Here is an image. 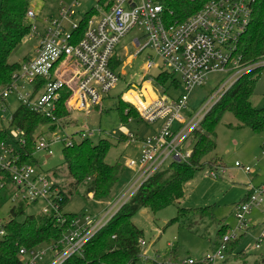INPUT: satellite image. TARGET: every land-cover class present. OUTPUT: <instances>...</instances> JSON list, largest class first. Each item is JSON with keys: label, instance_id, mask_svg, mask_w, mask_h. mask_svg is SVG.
I'll return each instance as SVG.
<instances>
[{"label": "built area", "instance_id": "built-area-1", "mask_svg": "<svg viewBox=\"0 0 264 264\" xmlns=\"http://www.w3.org/2000/svg\"><path fill=\"white\" fill-rule=\"evenodd\" d=\"M255 1L209 0L194 14L175 22L167 19L168 15L159 0H97L95 6L74 21L76 11L73 8L79 5L75 1L71 6H61L57 16L43 17L41 30L31 20L37 13L32 8L28 10L31 32L36 34L39 41L35 56L22 61L10 83L0 89L1 125L2 112L10 108L7 100L12 96L21 105L55 119L63 89L70 91L65 104L71 111L89 114L120 81L121 73L113 64L115 60L120 61V68L124 62L116 53V48L121 38L133 29L141 32L140 37L133 41L137 47L133 57L151 49L160 57L161 63L157 65L149 57L144 69L157 67L160 71L176 74L186 92L178 98L156 95L148 102L141 88L144 82L152 81V78L143 80L139 88L138 84H129L127 92L134 91L145 105L139 108L125 99L127 92L123 96L125 101L149 124L161 121L148 138L129 136L131 141L140 144V157L129 160L126 165L136 169L139 177L116 197L101 216L82 214L74 217L70 228L56 244L47 245L46 249L41 245L21 248L20 256L24 264H41L49 249L56 255L46 264H63L72 256L82 257L89 239L131 200L140 186L171 163L190 160L193 147H187V142L200 127L204 116L243 73L264 67V56L247 65L241 63V57L236 53L239 39L248 28ZM168 14L171 15L172 11ZM217 71L230 74L229 78L189 118L192 114L188 104L191 93L206 83L210 73ZM1 125L0 132H5L7 137L5 140L0 138V172L3 174L0 175V189L6 188L7 176L11 182L9 199L12 203L21 201L28 206L39 205L40 212L55 215L63 221V211L56 200V197H60L58 186L49 180L47 174L38 171L35 165L21 162L19 149L25 143L22 132L12 129L10 123L8 128ZM49 131L47 128L36 135V152L47 150V156L51 154L50 142L46 138ZM92 135L93 132H82V136ZM64 140H71V136ZM235 165L241 166L238 162ZM244 170L248 172L249 168ZM211 174L216 177L217 173L212 171ZM261 204H264V183L249 185L247 200L236 207L238 229L245 225V217L251 208ZM3 234L1 228L0 235ZM237 238L234 232L226 233L218 246L203 259L187 257L176 262L168 259L159 264H227L230 259L228 244ZM263 238L264 234L256 240V248ZM140 245L141 253L145 256L144 239L140 240Z\"/></svg>", "mask_w": 264, "mask_h": 264}, {"label": "rangeland", "instance_id": "rangeland-1", "mask_svg": "<svg viewBox=\"0 0 264 264\" xmlns=\"http://www.w3.org/2000/svg\"><path fill=\"white\" fill-rule=\"evenodd\" d=\"M75 1H78L79 5L73 8L76 11L74 21H78L97 4V0H32L31 8L37 16L31 20L41 30L43 17L57 16L61 6H71ZM140 33L139 30L133 29L118 43L116 53L120 55L124 63L118 69L121 74L116 88L104 98L100 105L94 106L89 114L72 111L69 115L71 122L73 121L72 124L46 133V138L50 142L49 156H47V150H40L34 155L36 169L47 174L49 180L62 187L67 194L68 201L64 206V211L67 213L101 216L116 197L127 189L137 176L139 177L136 169H130L126 165L129 160H138L140 157V144L137 141H131L129 136L134 135L139 139L148 138L161 123L157 120L149 124L141 116L131 117L124 123L117 107L119 99H123L130 88V83L138 84L137 88H139L144 79L150 80L160 72V68L157 67L144 69L149 57L154 59L155 64L161 63L160 57L156 56L151 49L133 57L137 49L133 41L136 37H140ZM38 41L36 34L31 32L13 50L9 62L21 63L27 58H33ZM229 75L222 71L212 72L208 75L205 84L193 90L188 101L190 112H192L189 118L204 105L218 86L229 78ZM252 77L256 79V85L250 99L251 104L253 107L264 109V67L255 70ZM141 89L148 102L155 98L156 95L152 92L148 81L143 83ZM185 92L183 86L170 90L173 97H178ZM126 94L124 98H127ZM131 102L139 108L145 105L132 90ZM7 103L10 108L2 112L3 123L0 124L5 128L9 127L12 115L21 105L20 101L13 96L7 100ZM212 104L213 101L210 105ZM46 129V126L41 127L37 134ZM80 131L93 132V135L88 137L93 143H97L100 139H109L112 146L106 155V162L119 163L123 167L120 180L114 185L108 197L93 199V195L88 194L89 185L76 184L69 175L63 156L64 142L62 140L76 132L75 138L80 139L78 135ZM215 131L216 147L204 157L203 168L196 171L194 178L184 185V197L157 211L148 207L141 208L133 216V223L144 233L143 249L146 252L145 256L143 252L141 253L136 264H159L168 260V254L174 248L179 259L187 257L203 259L212 249L219 222L226 223L229 233L234 232L238 238L240 237L236 250L244 251L243 255H237L234 250L227 264H264V238L259 247H255L256 240L264 234V204L251 208L245 217V225L240 229L237 228L238 222L235 217L236 207L248 194L249 185L258 186L264 182V129L254 132L248 127L240 126L234 114L225 111ZM57 138L60 140H56ZM187 147H193V139L187 142ZM236 162L241 166H236ZM247 167L248 172L244 170ZM212 171L217 173L216 177L212 176ZM13 206L14 203L9 198L0 204V229L9 221ZM205 206H211L214 219H209L211 216L207 214L205 217L192 218L184 225L170 223L177 216L179 208ZM39 211V205H29L25 212L30 214ZM41 247L46 249L48 246L42 244ZM55 255V252L49 249L41 264L51 261Z\"/></svg>", "mask_w": 264, "mask_h": 264}, {"label": "trees", "instance_id": "trees-1", "mask_svg": "<svg viewBox=\"0 0 264 264\" xmlns=\"http://www.w3.org/2000/svg\"><path fill=\"white\" fill-rule=\"evenodd\" d=\"M32 0H1L0 5V89L7 86L12 75L21 63H10L9 57L13 50L31 34V21L27 12L31 8ZM209 0H159L171 22L182 21L197 12ZM172 11L169 15L168 12ZM241 63L253 64L264 56V0H256L252 5L250 22L247 30L241 35L237 51ZM120 61H114V68L118 70ZM258 69H251L243 73L234 85L226 91L220 100L210 109L201 121L200 129L193 133V152L187 162H174L156 172L147 180L129 202L124 204L110 221L100 229L84 247L83 256H72L63 264H136L141 257L140 240L144 233L132 221L141 208L148 207L153 211L160 210L184 197V185L194 178L196 171L203 168L204 157L216 147V125L225 111H230L240 122L254 132L264 129V109L253 107L251 97L254 93L256 79L252 73ZM146 80V79H144ZM152 86L159 95H168L172 98L170 90L178 89L182 82L176 74L166 70L160 71L152 77ZM70 91L63 89L59 101V108L55 119L40 112L33 111L25 105H20L12 115L10 127L22 132L25 143L19 149L22 163H35L36 135L41 127L51 131L65 128L72 124V112L65 102ZM127 100L131 101V91L127 92ZM117 104V103H116ZM118 110L122 122L131 117H140L139 113L126 101L119 99ZM199 127V128H200ZM80 139L71 135V140H64L63 156L69 175L76 184L89 185V196L93 199L108 197L120 180L123 167L119 163L109 164L106 155L112 146L109 139H100L93 143L88 137ZM6 133L0 132V138L6 139ZM2 173L0 172V175ZM3 175V174H2ZM7 186L0 189V204L10 197V179L5 176ZM71 184V183H70ZM55 186H58L55 184ZM60 197L56 200L62 209V219L48 213L26 214L28 204L19 202L10 210V219L2 225L4 234L0 238V264H24L20 256L21 248H32L42 244H56L70 228L71 222L77 214L64 211L68 196L62 187L58 186ZM246 197L238 204L247 200ZM214 219L211 206L196 208H179L178 214L170 223L184 225L192 218L205 217ZM79 215V214H78ZM169 223V224H170ZM216 237L212 250L221 242L222 237L229 232L228 225L218 223ZM240 243V237L229 242L227 254L230 256ZM244 251L236 250L237 255ZM171 261L180 260L174 248L168 254ZM197 264H206L198 262Z\"/></svg>", "mask_w": 264, "mask_h": 264}, {"label": "crops", "instance_id": "crops-1", "mask_svg": "<svg viewBox=\"0 0 264 264\" xmlns=\"http://www.w3.org/2000/svg\"><path fill=\"white\" fill-rule=\"evenodd\" d=\"M148 83H149V86H150L152 92L154 93V95H158V94L154 91V89H153L152 81H148ZM123 100H124V98H123ZM124 101H125V100H124ZM263 183H264V182H263ZM263 183H261V184H263ZM211 250H212V249H211ZM230 258H231V255H230ZM229 260H230V259H229Z\"/></svg>", "mask_w": 264, "mask_h": 264}]
</instances>
